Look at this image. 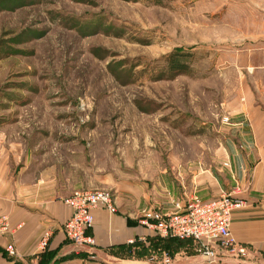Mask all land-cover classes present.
Here are the masks:
<instances>
[{
	"label": "rangeland",
	"instance_id": "obj_1",
	"mask_svg": "<svg viewBox=\"0 0 264 264\" xmlns=\"http://www.w3.org/2000/svg\"><path fill=\"white\" fill-rule=\"evenodd\" d=\"M262 76L264 0H0V149L47 136L84 148L90 173L152 180L171 157L220 154V126ZM79 247L46 264H84L69 260ZM196 253L154 235L122 255Z\"/></svg>",
	"mask_w": 264,
	"mask_h": 264
},
{
	"label": "crops",
	"instance_id": "obj_2",
	"mask_svg": "<svg viewBox=\"0 0 264 264\" xmlns=\"http://www.w3.org/2000/svg\"><path fill=\"white\" fill-rule=\"evenodd\" d=\"M260 83L259 98L250 93L242 96L244 107L231 109V122L220 126L225 132L220 154L193 162L171 157L170 167L152 180L151 176L139 180L112 172L90 173L84 148L65 140L50 143L47 136L23 137L1 148L0 213L8 214L10 228L0 232V264H35L43 250L55 252V257L71 252L76 246L61 230L71 213L64 198L77 188L107 186L114 190L115 210H93L89 232L94 242L79 247L85 249V257L69 260H84V264H264V76ZM221 191L245 201L233 211L230 223L237 240L246 246L245 254H220L214 262L200 253L185 258L176 254L168 262L161 254L153 260L122 255L130 238L154 234L137 219L143 206L171 211L175 201L184 203L193 196L205 201ZM46 233L49 238L43 248L40 239ZM10 243L15 254L6 250Z\"/></svg>",
	"mask_w": 264,
	"mask_h": 264
},
{
	"label": "built area",
	"instance_id": "obj_3",
	"mask_svg": "<svg viewBox=\"0 0 264 264\" xmlns=\"http://www.w3.org/2000/svg\"><path fill=\"white\" fill-rule=\"evenodd\" d=\"M228 120L229 116H224ZM228 164L229 162H224ZM71 208L70 215L61 224L65 238L75 246L92 244L93 235L89 232L94 222L93 210L104 207L115 210L114 193L109 188H77L64 198ZM243 198L221 191L217 197L201 200L193 196L186 202L175 201L174 209L163 211L159 207L147 204L137 216L139 223L161 236H176L191 239L196 250L207 261L214 262L220 254L241 256L246 253V246L237 240L230 223L234 210L244 205ZM9 216L0 213V232L9 230ZM49 233L42 235L40 242L44 248L48 243ZM146 242L145 236L130 238ZM9 254H15L12 244L6 246Z\"/></svg>",
	"mask_w": 264,
	"mask_h": 264
},
{
	"label": "trees",
	"instance_id": "obj_4",
	"mask_svg": "<svg viewBox=\"0 0 264 264\" xmlns=\"http://www.w3.org/2000/svg\"><path fill=\"white\" fill-rule=\"evenodd\" d=\"M184 58V54L182 53H176V52H172L170 54L169 57V67L170 69H175V70H183L186 69L187 66L185 64V60L181 59ZM160 236V237H172V236H161L159 234L154 233L151 236L146 237L148 239V241L154 236ZM144 242H139V241H135L132 244H126L124 246V250L128 253H132V250H134L135 248H137L140 245H144ZM55 252H52L51 250H43L40 258L38 259V261L35 264H46V262L50 261L52 259V257H54ZM20 264H32V263H20Z\"/></svg>",
	"mask_w": 264,
	"mask_h": 264
}]
</instances>
